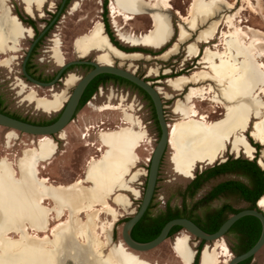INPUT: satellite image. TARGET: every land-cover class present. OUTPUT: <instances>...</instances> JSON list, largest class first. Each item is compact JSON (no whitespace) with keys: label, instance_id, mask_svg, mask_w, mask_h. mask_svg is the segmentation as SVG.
Instances as JSON below:
<instances>
[{"label":"bare ground","instance_id":"6f19581e","mask_svg":"<svg viewBox=\"0 0 264 264\" xmlns=\"http://www.w3.org/2000/svg\"><path fill=\"white\" fill-rule=\"evenodd\" d=\"M36 1L42 6L43 0ZM146 1H151V3H145L143 0H116V5L120 7L118 9L111 4V13L114 17H121L125 23L132 20V15L140 11L148 13L152 23L151 29L147 31V35L134 38L135 46L132 47L146 46L159 51L170 42L169 22L165 12L173 7L170 0ZM204 1L206 5L202 0H192L186 16L175 11V14L182 20V25L178 26L176 41L157 58L167 59L174 54L178 44L186 42L189 38L186 29L194 30L199 18L205 24L215 12L216 4L219 2H225L223 6L228 10L233 8V4L225 0ZM253 1L246 0L252 9L255 7ZM23 2L28 4L29 0H23ZM208 2L213 7H208ZM257 2L259 5L260 0ZM201 5L203 6L198 10V6ZM241 12L243 8H235L232 15L230 14L224 21L229 29L228 33H224L222 40L224 50H212L205 47L200 57L201 51L196 44H209L216 37L222 24L220 19L212 20L201 29L196 42L188 43L186 57H200V63L207 66L209 71L199 69L190 75H180L168 80V86L174 91H181L185 89L184 87L192 85L185 97L187 102H193L199 98L200 101L207 100L215 103L222 110L219 114L220 118L210 121L209 116L200 114L195 105H191L187 109L186 121L168 125V145L174 150L176 164L179 171H182L181 174H188L189 169L187 170L186 166L189 167L193 163L209 162L210 164L218 161L228 146L234 152L239 150L245 154L252 152V148L247 145L244 138L251 118L255 121L250 125L249 137L254 142L264 145V32L250 26L246 27V32L242 31L241 27H234V22H241L239 19ZM20 23L15 18L2 14L0 47L4 46L5 41L15 39L19 35ZM92 51L98 53L96 60L103 65H112L115 61L123 65L142 58L141 53L125 54L114 48L102 33L99 25L93 28L88 37L76 40L74 43V52L78 57H84ZM207 81L210 84L205 83L208 85L206 87L196 86ZM75 82L76 79L70 76L66 85L70 88ZM62 94H54L51 100L39 102L42 109L60 111L63 108ZM180 107L177 105L176 109L180 110ZM212 113L216 114L215 111ZM143 138V132L133 131L129 127L117 130V132L100 133V142L106 150L100 160L90 163L87 169V178L92 182L90 187H84L78 181L71 185L53 186L49 185L45 178L37 179V163L45 159L50 146L42 145L37 151L26 150L16 163L18 171L6 158H1L0 264H147L126 253L127 247H112L106 255L102 254V243L99 238L101 234H104V242H110L111 220L101 222L98 212H92L86 221L73 216L75 207L81 206L83 200L90 201L89 205L92 201V205L111 208L105 201V195L137 162L134 150ZM261 160L264 161V150L261 151ZM140 161L139 159L137 165ZM13 169L18 176L14 177ZM48 200L56 203L58 208L63 205L70 213L68 219L58 221L51 228H48L51 221L48 215L52 212L58 214L59 210L57 207L47 209L44 203ZM113 200L121 203L125 201V196L118 193L115 194ZM257 204L264 213V197H261ZM84 208L80 210L82 213L85 212ZM30 229L36 232L48 230L50 236L33 235ZM9 234H16L17 238H9ZM74 238L81 239L82 242L78 243V240ZM62 249H64L65 259L59 261L57 255ZM174 249L177 256L182 258L183 264H192L195 253L188 251L185 236L178 237L174 241ZM217 250L220 252H215ZM79 252L82 255H78ZM222 255L230 256L225 242L219 239L214 242L212 248L206 246L202 250L200 264H219V258ZM229 261L227 259L225 262Z\"/></svg>","mask_w":264,"mask_h":264},{"label":"rangeland","instance_id":"374dc122","mask_svg":"<svg viewBox=\"0 0 264 264\" xmlns=\"http://www.w3.org/2000/svg\"><path fill=\"white\" fill-rule=\"evenodd\" d=\"M143 1L148 4L149 2L151 3V1ZM225 1L228 3H232L233 8L229 10L224 8L223 5L225 4V2H219V5L216 4V8L214 10L215 12L212 13L211 18L207 22H205V24H203L199 18V22L196 23L194 30L186 29V31L189 33V38L186 42L178 44L177 50L174 54L170 55L167 59H159L157 58L158 55L164 50L168 49V47H170L172 43L176 41L175 38H177L179 31L178 26L182 25V20L178 15L175 14V11L177 10L179 11V13H181L182 16H186L189 10V6L192 2V0H170L173 8L165 13L168 16L169 32L171 38L170 42L162 48L164 50L158 51L146 46H139L136 48H145L144 50L149 51H132L141 53L142 58L127 62L123 65H119L118 61H115V64L112 63V65L119 66L122 69L133 71L136 75L141 78H145V80L149 81L154 87H156V89L161 94L164 117L168 125L181 123L184 120L186 121L188 116L187 109L191 105H195L200 114L209 116L210 121L221 117V115H219L222 113L221 108H218V106L211 101H200L199 98L195 99L193 102L186 101V94L189 87H191L192 85L184 87L185 89H182L181 91H174L168 86V80L171 79L170 76H174L176 74L190 75L193 71L199 69L209 71V68H207V66L200 63V57L205 47H208L212 50L225 49V46L223 44L224 41L222 40L224 39V33H228L229 29L224 24V21L228 16H230V14L232 15L235 8L241 7L243 8V12L240 13L239 18L241 22H234V27H241L242 31L246 32V27L250 26L264 32V0H260L259 5L257 0H254L253 4L255 7L253 6V9L247 4L246 0ZM17 2H20L22 4L21 6H23L24 11L21 9V6L18 7L21 9L22 15L24 17H27L25 15L27 14L33 19L36 18V23L38 25L37 27L39 30H41V27L39 25H44L43 23L45 22V20H49L51 16H53V12H55V5H57L60 0H43L42 6L38 5V2L36 0H29L28 4H25L23 0H0V20L2 14H7L9 15V17H13L16 20L18 19L14 14H12V8L10 10L11 4L15 5ZM202 2L206 5V2L204 0H202ZM111 4H114L118 9L120 7L116 5V0H107L106 8L108 15V26L106 28L103 25L104 32L105 29H107V31L112 33L113 37L119 45H121L120 43L122 42V44H126L127 46H135L134 38H137V36L140 37L141 35H143V33H146L149 29H151L152 23L149 14L144 11H140V14L137 13L132 15V20L125 23L121 17L113 16L110 9ZM207 5H209L208 7L212 6L209 2L207 3ZM202 6L203 5L198 6V10H200ZM44 7L45 9H49V11H43ZM25 8L28 10L27 13L25 11ZM99 9L100 6L97 5V0H71L68 8L61 14L56 26L50 32L51 34L50 36H48L50 42L48 43V39L45 40L36 56H34L33 58V63L35 64L36 69L39 73L43 75L48 74L51 71H56L58 67L57 65L64 62L62 60L64 57L67 60H77V56L74 52L75 41L82 40L84 39V37H88L96 25H99L102 30L103 23L99 17ZM219 11L221 13L213 17L216 12ZM35 12H37L38 15H35ZM38 18H41V20H39ZM215 19H220L222 22L218 33L216 34V37L211 40L209 44L196 43L201 50L200 57L187 58L186 47L188 43L196 42L199 31ZM19 25L21 26L19 35L15 39H9L5 41L4 46L0 47V96L3 100L2 109L4 112L10 114L11 116H16L32 123L46 122L52 119L59 111H51L49 109L44 110L42 109L43 107L39 102H42L43 100H51L54 94L60 95L63 93L61 96V100L64 104V102L67 100L68 94L65 91L61 93V90H59L57 86H54L53 89L32 86L31 84L27 83L24 78H22L20 73V65L22 57H24V53L26 52V49L32 41V33L29 30V27L25 26L24 24ZM219 41L221 43H219ZM215 44L217 45L216 47L214 46ZM61 49L68 54H65L63 57ZM90 53L91 52H89L87 55H89ZM95 54L96 53H92L91 55L94 56ZM79 72L80 70H78V72L70 73H75L79 76ZM205 83L210 84V82L207 81L197 84L196 86H208ZM132 91L134 92H132V94H129L127 102L124 101V98H121L120 100H117V104H115L114 94L113 96H109L105 104H102L100 98L96 101H91L95 107L90 108L88 106H85L78 113V116L74 118L73 122L71 121L65 127V129L61 133H59V135L52 136V138L33 137L0 126V159L6 158L9 162L12 163L15 170H17V161L26 150L37 151V149H39L42 145L50 146V151L44 157L45 159H41L37 163V179L41 180L42 178H45L47 179L48 184L53 186H66L67 184L71 185L76 181H78L84 187H90V185H92V182L87 178V169L90 163L95 161V159L97 160V158H91L89 156V147H84L83 145L87 144V133H89L87 129H89V125L92 124V121L94 119L105 120L106 118H108L110 121V129L101 131L99 132V134L103 132H117V130L120 131L128 127L133 131H140L144 133V138L137 144L136 149L134 150L135 156L137 157V162H135L133 166L123 174L122 180L118 182L110 190L109 193H106L105 195V201L109 203L111 208L106 209L102 205H92V201L91 206L89 205L90 201L88 200H83L81 206L78 205L77 207H75L73 216L79 217L81 221H86L87 219H89V215L92 212H98V214H100L99 217L101 222H107L110 220L112 221V226L109 230L110 242H104V234H101V237L99 238V241L102 243L101 252L103 255H106L112 247L116 248L120 246L121 248H126L121 240V228L125 220L133 215L140 204L148 169V167H146L143 162L146 158L151 156L158 139V132L152 117V108L150 103L145 100L137 90L132 89ZM137 93H139L138 97ZM177 105L181 106L180 110L176 109ZM96 108L99 109L97 110ZM213 111H215L216 114L212 113ZM118 118L120 119V121L117 120ZM77 119L80 120V123L77 122ZM254 121L255 119L251 118V121L249 122V125L245 130L246 134H244L245 141L247 145L252 148V152L250 151V153L247 154L243 153L242 150L234 152L231 151L230 147L228 146L227 148L229 150L226 149L227 153L224 152V156L221 155V158L217 162L213 161L210 164L209 162H199L193 163L194 165L192 164L189 167L186 166V169H189V173L186 175L180 173L182 171H179L177 167L174 150L168 145L159 169L158 182L156 183V192L151 213L155 215L163 206V203L166 201H168L173 206L179 205V197L183 192L184 187L193 180V175L195 172L199 173L214 165L223 163L227 158L235 159L240 157L242 159L247 158L251 160L254 156H256L257 163H259L261 169H264V161L261 160V151L264 150V145H260L259 143L254 142L249 137L250 125L251 123L253 124ZM114 124H116L117 127L114 128ZM83 127H86L87 129H83ZM99 143L102 144L101 142ZM254 144L258 145L257 149L253 147ZM102 146L103 150H106V147L104 145ZM139 159L141 161L137 165ZM226 179L227 178L225 177L219 178L218 180L211 182L209 185H206L201 191H199V194L195 196V199L202 198L212 185L218 183V181L220 182ZM118 193L124 194L125 203H119L113 200L115 194ZM224 202L230 203V205L234 209H239L244 206L242 203L237 202V200L230 198L228 200L222 199L214 201L213 203H211V205H209V207H220ZM187 204V206H190L191 204H193V201L188 200ZM84 205L88 207H85ZM44 206L47 209L57 207L56 203L51 202L50 200L45 201ZM81 207H85L84 209L86 213H82L80 211L82 209ZM58 210V214L52 212L48 215V218H50L51 220L48 228H51L58 221L65 220L70 217L69 211L63 205L59 206ZM29 231L31 234L37 235L39 237H42L44 235L50 236V231L48 230L46 232H36L30 229ZM182 236H185L187 240L188 251H194V253H196L195 251L199 246V242L193 237H189L185 232L182 231L176 232L175 234L170 236L166 241H164L154 250L139 253L126 248L125 251L126 253L135 256L139 261L145 262L147 264H183L182 258L179 255L177 256V253L174 249V241L178 237ZM8 237L16 239L17 235L9 234ZM75 240L77 241L78 239L76 238ZM223 241L228 248L230 256L226 257L222 255L219 258V264L228 263H226L225 261L227 259L229 261L232 257L230 247H233L235 245L232 236L224 237ZM77 242L81 243L82 240L80 239ZM214 242L204 243L201 247L200 255L202 250L206 246L212 248ZM63 250L64 249H62L61 253L57 255V259L59 261H63L65 259ZM215 252L220 251L217 250ZM78 255H82L81 252H79ZM198 264H200V262ZM249 264H264V246L254 256V259Z\"/></svg>","mask_w":264,"mask_h":264},{"label":"water","instance_id":"95a60500","mask_svg":"<svg viewBox=\"0 0 264 264\" xmlns=\"http://www.w3.org/2000/svg\"><path fill=\"white\" fill-rule=\"evenodd\" d=\"M66 1L67 0H61L60 7L57 13L55 14L53 20L51 21V23L33 40L32 44L30 45L28 49L26 57L22 61L21 74L24 80L27 83L31 84L32 86L53 89L55 83L59 79L61 72L67 67L73 66V65H90L93 68L89 72H87L84 76L79 78V80L73 86L72 92L68 95V99L64 103L63 108L58 113H56V114H59V116L51 124H48V125L31 124V123H27L21 120H17L3 113H0V126L6 129L13 130V131H16L22 134L30 135L33 137L52 138V136L59 135V133L62 132L65 129V127L73 120V116L75 114L77 105L79 103V100L85 88L95 77L101 74H109V75H112V76H115V77H118V78H121V79H124L130 82L131 84L135 85L136 87L141 89L143 92H145L147 96L150 98V101L153 105L156 121L159 127V137L157 139L156 145L150 157V162L148 165V170H147V175H146V183H145L143 194L141 196L140 204L137 210H135V212L133 213V215L129 217L122 225L121 240L123 244L128 249L134 252H139V253L154 250L159 245H161L164 241L167 240L168 234L173 227H180L182 232H185L189 237H193L198 242L203 241L205 243L207 242L213 243L216 240L223 239L227 231L231 228V226L235 222H237L239 219L246 217V216H251L257 219L260 223V227H261L260 235L257 241L255 242V244L250 249H248L246 252L240 255H237V256L232 255V258L228 262V264H239L249 258H253L264 246V213L258 207L257 203H256L257 209H244V210L237 212L236 214L231 215L221 224V226L217 229L216 232L211 233V234L204 232L197 225H195L191 220L187 218H176V219H172L168 221L167 223H165V225L160 230L159 234L154 239L148 242L139 243L132 239L131 232H132L133 227L142 218V216L146 212L152 200L155 187H156V181L158 177L160 162L162 161L164 153L168 147V137H169L168 124L166 123V120L164 117L163 102H162L161 94L156 89V87H154L149 81L145 80V78L139 77L133 71H129L128 69H122L116 65L99 64L98 62H96L97 52H95L96 54H95L94 62L86 61L85 58H87L88 57L87 56V57H81V58L76 57L77 60L62 64V66L60 67L54 79L48 83L40 82L38 80H35L31 76H29L25 71V64L27 62V59L35 43L42 37V35L46 32V30L56 21ZM110 44L114 48L118 49L119 51L125 54L136 53V52H125L117 48L111 42ZM120 44L127 48H135V47H132L131 45L127 46L126 44H122V43ZM257 164L259 165V163Z\"/></svg>","mask_w":264,"mask_h":264},{"label":"trees","instance_id":"16d2710c","mask_svg":"<svg viewBox=\"0 0 264 264\" xmlns=\"http://www.w3.org/2000/svg\"><path fill=\"white\" fill-rule=\"evenodd\" d=\"M104 26L107 28L108 24L106 23L104 24ZM105 32L108 35L110 42L117 48L125 52L138 51L135 50L137 48H126L119 45L113 37L112 33L107 31L106 29ZM163 50L164 49H161V51ZM176 76H180V74L170 76V78ZM113 78L126 83L133 90H137L142 95V97L150 103L152 108V117L156 125L159 137V127L156 121L153 105L147 94L124 79L118 77ZM92 92L93 91H90L88 93L84 101H87L90 98ZM2 108L3 102L0 101V113L4 112ZM8 116L36 125H48L53 122L51 120H48L42 123H32L16 116ZM253 147L257 149L258 145L254 144ZM161 163L162 161L160 162V166ZM224 177L227 179L220 182L218 181V183L210 187V189L204 194L202 198L195 199V195L199 191H201L203 187L209 185L211 182L218 180L219 178ZM157 182L158 177L156 183ZM155 192L156 187L152 200L146 212L132 229L131 237L136 242L144 243L154 239L159 234L165 223L172 219L187 218L191 220L195 225H197L201 230L211 234L216 232L221 224L231 215L236 214L237 212L244 209H257L256 203L261 197H264V169H261V167L257 164L256 156H254V158L251 160L247 158L242 159L240 157L235 159L227 158L225 162L205 169L199 175H196V177L189 183L187 190L184 189L179 197L180 201L182 202L181 207H170L169 204H167L165 212L162 215H154L151 213L153 209ZM236 197L238 198V200L236 199ZM230 198L237 200V202L242 203L244 206L239 209H234L232 208L230 203L224 202L220 207H209V205H211V203H213L214 201H218L220 199L228 200ZM188 200L193 201V204L187 206ZM199 208H205V210L203 212L204 215L202 219L199 218L198 220L194 218V215ZM253 222H256L255 228L251 227V223ZM260 230L261 227L259 225V221L251 216L243 217L235 222L224 236H232L235 242V245L233 247H230L231 254L237 256L250 249L257 241L260 235ZM179 231H181L180 227H173L168 234V238ZM204 243L205 242L203 241L199 242V246L196 249L192 264H198L200 262V250ZM253 258H249L239 264H249Z\"/></svg>","mask_w":264,"mask_h":264},{"label":"flooded vegetation","instance_id":"af4514ba","mask_svg":"<svg viewBox=\"0 0 264 264\" xmlns=\"http://www.w3.org/2000/svg\"><path fill=\"white\" fill-rule=\"evenodd\" d=\"M16 1V0H15ZM71 0H67L60 15L58 16V18L56 19V21L46 30V32L42 35V37L35 43L28 59H27V62L25 64V71L26 73L31 76L32 78H34L35 80H38L40 82H43V83H48L50 81H52L54 79V77L56 76V74L58 73L60 67L62 66V64H65V63H68V62H71V61H74V60H67L64 55L65 54H68L67 52L63 51L61 49V52L63 54V61L61 64H58L57 66V70L56 71H51L50 73L48 74H41L37 71L36 69V66L35 64L33 63V58L34 56H36L37 52L39 51V49L41 48L42 44H44V41L48 39V36H50V32L52 31V29L56 26L57 22H58V19L59 17L61 16V14L63 12L66 11V9L68 8L69 4H70ZM106 2L107 0H97V5L100 6V19L102 21V32L103 34L106 36V38L108 39V35L106 34V32H104V28H103V25L108 23V15H107V8H106ZM60 4H61V0L60 2L55 5V12H53V16H51V18L49 20H45V22L43 23L44 25H39L41 27V30L38 29V25L36 23V18H31L29 17L27 14H25L27 17H24L21 13V9L23 10V6H21L22 4L20 2H17L15 5L14 4H11V7H10V10L12 12V14H14L22 24H24L25 26L29 27V30L31 31L32 33V41L30 43V45L32 44L33 40L51 23V21L53 20L55 14L57 13L59 7H60ZM16 6V7H15ZM19 6H21V9L18 8ZM44 10H47L49 11V9H45V7L43 8V11ZM24 11V10H23ZM25 11H26V8H25ZM25 13V12H24ZM27 13V11H26ZM35 15H38L37 12H35ZM38 17V16H37ZM17 19V20H18ZM39 20H41V18H38ZM18 20V21H19ZM20 23V24H21ZM21 24V25H22ZM107 30V29H106ZM117 36V34H116ZM119 40V38H118ZM50 42V39H48V43ZM73 42V40H72ZM109 42V40H108ZM122 43V42H121ZM72 44V43H71ZM205 44V43H204ZM30 45L28 46V48L26 49V52L24 53V57H22V61L24 60V58L26 57V54L28 52V49L30 47ZM62 48V46H61ZM124 49V48H123ZM145 49V48H144ZM144 49H140V48H137L135 50H138V51H141V52H149L147 50H144ZM147 49V48H146ZM72 50H73V47H72ZM201 51V50H200ZM96 51H93L91 52L89 55L87 56H84V57H87L85 58L86 61H95V55H91L92 53H95ZM74 53V52H73ZM98 55V53H97ZM78 57V56H77ZM97 57V56H96ZM78 58H81V57H78ZM195 58H198V57H195ZM22 61H21V65H22ZM97 62V60H96ZM100 64V63H99ZM21 65H20V71H21ZM93 67L90 66V65H73V66H69L67 67L66 69H64L60 76H59V79L57 80V82L55 83L54 86H57L59 88V90H61V93L62 92H66L68 95L72 92V89H73V85L72 87L68 88L67 85H66V81L67 79L70 77V76H73L75 79H76V82L79 80L80 77L84 76L87 72H89ZM78 70H80L79 72V76L76 75L75 73H70V72H78ZM21 73V72H20ZM22 76V74H21ZM115 76H112V75H109V74H101V75H98L97 77H95L88 85L87 87L85 88L80 100H79V103L77 105V108H76V111H75V114L73 116V121H74V118L78 116V113L85 107V106H88V107H95L91 101H96L97 99L100 98L102 104H105L109 98L110 95L113 96L114 94V100H115V104H117V100H120L121 98H124V101L127 102L128 100V97H129V94H132V88L129 87L126 83L120 81V80H117L115 78H113ZM23 78V76H22ZM75 82V83H76ZM62 88V89H61ZM90 91H93L92 92V95L90 96V98L87 100V101H84V99L86 98V96L88 95V93ZM139 96V93H137V97ZM93 97V98H92ZM142 100V99H140ZM0 101L3 102L2 100V97L0 96ZM65 103V102H64ZM64 105V104H63ZM5 113V115H10V114H6V112H3ZM59 116V114H56L52 119H50L51 121H55L57 119V117ZM117 120L120 121V119L118 118ZM77 122L80 123V120L77 119ZM110 121L108 118H106L105 120H100V119H94L92 121V124L89 125V129H87L86 127H83V129H87V131H89V133H87V137H88V141H87V144H84L83 146L84 147H89V156L91 158H97V160L95 159V161H98L100 160L101 156L103 155V153L105 152V150H103V144H100V139L98 141V134L99 132L101 131H106V130H109L110 127ZM117 127L116 124H114V128ZM105 133V132H103ZM100 136V134H99ZM100 157V158H99ZM99 158V159H98ZM148 170V169H147ZM202 172V171H201ZM201 172L197 173L195 172L194 175H193V179L196 177V175H199ZM189 184H187L184 189L187 190ZM199 194V192L195 195L197 196ZM236 199L238 200V198L236 197ZM222 200V199H220ZM181 201H180V204L179 205H171L168 201L164 202L163 203V206L160 208V210H158V212L156 213L157 215H162L164 212H165V209H166V206L167 204H169L170 207H181ZM204 210L205 208H199L196 212H195V217L196 219L199 220L202 219L203 215H204ZM203 221V220H202ZM260 225V223H259ZM251 227L252 228H255L256 227V222H253L251 223ZM254 259V258H253ZM252 259V260H253ZM251 260V262H252Z\"/></svg>","mask_w":264,"mask_h":264},{"label":"built area","instance_id":"2783aa9c","mask_svg":"<svg viewBox=\"0 0 264 264\" xmlns=\"http://www.w3.org/2000/svg\"><path fill=\"white\" fill-rule=\"evenodd\" d=\"M93 98V97H92ZM72 122H73V120H72ZM150 157L151 156H149L148 158H146L145 160H144V165L146 166V167H148V165H149V162H150Z\"/></svg>","mask_w":264,"mask_h":264},{"label":"crops","instance_id":"0c3cea01","mask_svg":"<svg viewBox=\"0 0 264 264\" xmlns=\"http://www.w3.org/2000/svg\"><path fill=\"white\" fill-rule=\"evenodd\" d=\"M219 13H221V12H220V11H219V12H216V14H215L213 17H215V16L218 15ZM213 17H212V18H213ZM144 35H147V32H146V33H143V36H144ZM13 170H14V169H13ZM14 173H15V174H13V175H14V177H15L16 174H17V172L14 170Z\"/></svg>","mask_w":264,"mask_h":264}]
</instances>
